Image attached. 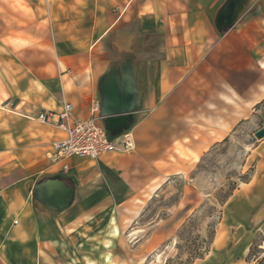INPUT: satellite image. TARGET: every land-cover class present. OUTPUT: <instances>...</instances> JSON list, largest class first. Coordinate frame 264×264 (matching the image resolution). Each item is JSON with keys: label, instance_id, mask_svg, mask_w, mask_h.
<instances>
[{"label": "crops", "instance_id": "1", "mask_svg": "<svg viewBox=\"0 0 264 264\" xmlns=\"http://www.w3.org/2000/svg\"><path fill=\"white\" fill-rule=\"evenodd\" d=\"M225 1L64 4V10L87 5L91 12L76 14L72 21L73 14L64 12V56L59 57L64 72L59 77L45 73L38 79V41L30 27L24 33L34 42L27 46L24 79L16 35L20 28L9 29L10 39L0 35V115L8 123L0 126V264H22L25 256L50 264L129 262L117 252L118 215L104 227L95 225L93 212L82 215L87 221L76 211L58 215L37 207L30 188L42 177L64 175L80 202L94 210L105 196L114 195L115 180L127 192L120 205L137 196L134 204L141 207L173 176L191 173L200 158L252 117L264 99V0L251 1L236 25L219 33L214 17ZM113 6L123 10V19L108 12ZM139 20V32L113 34L120 23L132 26ZM151 22L155 28L144 26ZM110 52L150 58L146 104L134 113L130 127L133 148L96 159L74 156L53 162L51 143L63 132L40 120L39 113L58 111L69 101L76 116L89 117L100 101L98 82L108 70ZM63 163L69 164L68 171L62 170ZM237 191L233 198L241 189ZM171 218L151 226L140 245L148 253L139 264L170 238L175 229Z\"/></svg>", "mask_w": 264, "mask_h": 264}, {"label": "rangeland", "instance_id": "2", "mask_svg": "<svg viewBox=\"0 0 264 264\" xmlns=\"http://www.w3.org/2000/svg\"><path fill=\"white\" fill-rule=\"evenodd\" d=\"M100 1L107 0H0V35L10 39L12 32L9 29L14 25L21 30V34L16 33L21 46V78L28 76L30 56L27 46L30 41L34 42L24 33L28 27L38 41L35 58L38 79L45 73L59 77L60 72H64V65L59 62V57L64 56V12L73 14L70 21L78 18L76 14L91 12L87 5L83 10H64V4L72 8L77 4ZM119 10V6H113L108 12L120 18L124 13ZM141 26V20L132 26L120 23L113 34L131 35L139 32ZM144 26L155 28L156 23H144ZM126 57L134 60L140 69L138 109H141L148 94L146 65L150 58L110 52L105 68L109 69ZM7 124L0 115V126ZM260 128H264V99L255 107L252 117L240 123L228 138L197 161L191 173L173 176L141 207L134 204L137 196L120 205L119 201L127 196V192L113 180L114 195L105 196L94 205V210L84 206L78 196L69 211H76L84 221L87 219L82 215L87 217L93 212L95 225L103 227L118 215L121 234L117 252L129 259L127 264H139L148 253V248H140V245L149 235L151 226L170 217L175 228L172 235L146 257L145 264H248L246 258L254 239L264 246V137L258 139L255 136ZM238 189H241L240 194L233 198ZM185 223L187 226L183 228ZM134 231H137L135 235L132 234ZM212 231L215 236L209 251L202 259L190 263L191 249L196 245L205 249ZM222 233L221 244L214 245ZM22 264L50 263L44 258L25 256Z\"/></svg>", "mask_w": 264, "mask_h": 264}, {"label": "water", "instance_id": "3", "mask_svg": "<svg viewBox=\"0 0 264 264\" xmlns=\"http://www.w3.org/2000/svg\"><path fill=\"white\" fill-rule=\"evenodd\" d=\"M252 0H226L214 17L219 33L236 25ZM140 69L134 60L126 57L113 64L99 79L100 109L105 128L111 136L130 129L134 113L140 105ZM264 137V128L255 132ZM33 202L39 208L58 215L66 213L77 201L76 189L64 175L45 176L30 188Z\"/></svg>", "mask_w": 264, "mask_h": 264}, {"label": "built area", "instance_id": "4", "mask_svg": "<svg viewBox=\"0 0 264 264\" xmlns=\"http://www.w3.org/2000/svg\"><path fill=\"white\" fill-rule=\"evenodd\" d=\"M38 118L43 122L52 123L63 132L60 138L51 143L49 158L53 162L74 156L96 159L110 151H128L133 148L131 129L111 136L105 128L100 101L93 104L89 117L76 116L74 104L64 101L60 110L42 111ZM68 169L69 164L63 163L62 170Z\"/></svg>", "mask_w": 264, "mask_h": 264}, {"label": "trees", "instance_id": "5", "mask_svg": "<svg viewBox=\"0 0 264 264\" xmlns=\"http://www.w3.org/2000/svg\"><path fill=\"white\" fill-rule=\"evenodd\" d=\"M183 228H186L187 224L185 223L183 225ZM214 236H215V231L211 232V235L209 236L207 246L205 249H200L199 245L194 246V248L191 249L190 251V263L195 261L196 259H202L205 255L206 252L209 251L210 245L214 241ZM247 261L248 264H264V246L263 243H260L254 239L252 242L249 252L247 255Z\"/></svg>", "mask_w": 264, "mask_h": 264}, {"label": "bare ground", "instance_id": "6", "mask_svg": "<svg viewBox=\"0 0 264 264\" xmlns=\"http://www.w3.org/2000/svg\"><path fill=\"white\" fill-rule=\"evenodd\" d=\"M222 238H223V233L220 234V236L217 237V242H216L217 246H219L221 244Z\"/></svg>", "mask_w": 264, "mask_h": 264}]
</instances>
